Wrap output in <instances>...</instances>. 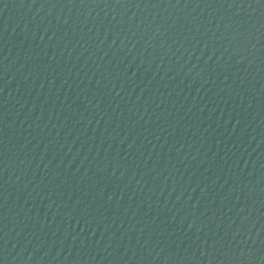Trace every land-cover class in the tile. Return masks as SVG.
<instances>
[{
    "label": "water",
    "instance_id": "95a60500",
    "mask_svg": "<svg viewBox=\"0 0 264 264\" xmlns=\"http://www.w3.org/2000/svg\"><path fill=\"white\" fill-rule=\"evenodd\" d=\"M0 264H264V0H0Z\"/></svg>",
    "mask_w": 264,
    "mask_h": 264
}]
</instances>
